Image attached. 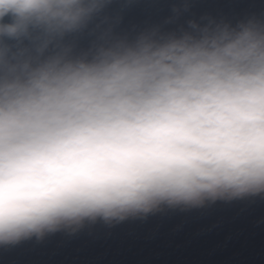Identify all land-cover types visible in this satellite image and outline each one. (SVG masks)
I'll list each match as a JSON object with an SVG mask.
<instances>
[{"label": "clouds", "instance_id": "9594fccd", "mask_svg": "<svg viewBox=\"0 0 264 264\" xmlns=\"http://www.w3.org/2000/svg\"><path fill=\"white\" fill-rule=\"evenodd\" d=\"M110 2L0 0V245L264 193V21L77 48Z\"/></svg>", "mask_w": 264, "mask_h": 264}, {"label": "water", "instance_id": "95a60500", "mask_svg": "<svg viewBox=\"0 0 264 264\" xmlns=\"http://www.w3.org/2000/svg\"><path fill=\"white\" fill-rule=\"evenodd\" d=\"M202 18L264 21V0H111L100 19L69 39L86 49L103 33L133 38ZM0 264H264V193L200 207L163 206L111 224L85 222L76 232L0 245Z\"/></svg>", "mask_w": 264, "mask_h": 264}]
</instances>
